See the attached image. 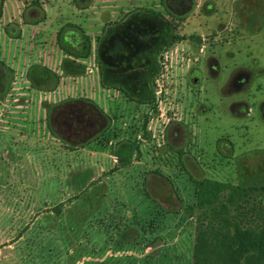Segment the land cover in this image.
<instances>
[{"label":"rangeland","instance_id":"obj_1","mask_svg":"<svg viewBox=\"0 0 264 264\" xmlns=\"http://www.w3.org/2000/svg\"><path fill=\"white\" fill-rule=\"evenodd\" d=\"M30 1L2 3L26 5L24 20ZM34 5L47 6L37 18L52 24L33 36V45L29 28L18 29L21 38L13 42L0 40V59L16 79L0 99V182L5 183L0 264H193L198 182L264 185L259 111L264 73L246 93L220 90L236 67L264 70V0H33ZM65 23L89 34L83 49L79 33L69 39L61 34L72 55L91 53L75 59L74 71L72 57L53 40ZM111 36L124 43H118V51L128 56L122 60L126 67L114 75L117 80L107 73L101 78L95 55L98 38ZM215 39L229 41L221 52L224 76L213 82L205 74L194 89L187 75L192 66L206 71L203 61ZM110 44L108 39V50ZM30 59L37 68L52 70L53 83L36 90L19 83ZM78 99L99 107L107 118L104 130L91 136L93 128L69 132L62 127L59 113L77 109L65 103ZM237 100L248 103L249 115L232 108ZM200 102L209 110L206 115L194 109ZM83 104L77 107L85 123L99 120ZM146 120L148 136L142 132ZM178 122L185 131L175 137L168 130ZM108 178L134 179V190L145 180V193L129 201L105 199L109 186L102 183ZM161 178L175 183L174 192L170 186L156 192ZM243 199L264 203L260 191ZM59 204L57 214L53 208Z\"/></svg>","mask_w":264,"mask_h":264},{"label":"trees","instance_id":"obj_2","mask_svg":"<svg viewBox=\"0 0 264 264\" xmlns=\"http://www.w3.org/2000/svg\"><path fill=\"white\" fill-rule=\"evenodd\" d=\"M84 102L96 115L99 112L104 115L91 101ZM152 110L155 112V106ZM147 124L146 120L142 130L145 136L149 135ZM139 144V141L132 144L138 153ZM256 191L264 196V185L247 187L210 179L198 182L193 264H264V203L260 199L253 203L242 200ZM62 208L63 204H59L53 209L59 214Z\"/></svg>","mask_w":264,"mask_h":264},{"label":"crops","instance_id":"obj_3","mask_svg":"<svg viewBox=\"0 0 264 264\" xmlns=\"http://www.w3.org/2000/svg\"><path fill=\"white\" fill-rule=\"evenodd\" d=\"M86 1H88V0H86ZM30 2L32 5V0ZM5 6H6L5 10L8 12V16L7 17L4 16L0 20V40L1 41L4 40L7 42H13L17 39H20L21 36H19L17 34V30L18 29L22 30V28H29L31 31V41L30 42L32 44L33 43V36H37L38 33L44 32V30H46L52 24L51 22H48V20H39L38 21V18H37L38 15H40V13H42V9L43 10L47 9L46 5H44L43 8H42V5H40L41 7L39 5H34V7H33V5L30 6L29 9H27L28 10L27 14H28L29 19L24 18V20L22 19V13L24 12V9L27 7L26 5L23 4V5H21L22 7H20L19 5H10V7H8V8H7V5H5ZM36 6H38V7H36ZM9 12H10V14H9ZM128 12H126L125 15L128 14ZM4 27L6 28V31H5ZM9 31H10V33H9ZM63 31H64V36L67 37V39H69L71 34L72 35H75V33L80 34L81 29L79 28L77 30L76 28H71L70 24L65 23V24H62L60 30L55 32V35L53 36V40L55 41V44H56V46H58L59 50L62 52H66V54H68V56L72 57L73 62L70 63L71 62L70 61V62H67L66 64L70 63L69 67H70V69H72V71H74L75 70V66H74L75 65V59L77 60L79 58L88 57L91 53L87 52V54L83 53V54L72 55L69 51H67L68 50L67 47H64L63 43H61V41H60L61 40V34H63L62 33ZM82 32L84 33L83 35L82 34H80V35L77 34V35H78V38L80 40L81 47L84 48V47H86V45L88 46L86 36H89V34L88 33L85 34V31H82ZM112 37L113 36H111L110 38H106L104 40H101V38H98V41H97L98 45L102 46L103 43L107 44L108 39H110V41H111ZM66 43H70V42H66ZM32 45L29 46L31 50L33 49ZM99 46H97V53H95V55L97 58L98 67L102 72V73H100L101 78L104 79L103 73H107V74H109L108 76L110 79L114 78L115 80H117L118 78H116V76H114V75H116L119 68L126 67V65H124L125 62L123 61V63H122V60H126V58H128V56H126V55H124L122 57L117 56L114 52L108 50L107 48L98 51ZM157 59L159 60V56H157ZM23 67H24V70L22 71L23 76H21L19 83L22 85L26 84L31 90L41 89V86H40L41 84L47 85V83H53V81L55 79L53 72L49 67H46V66L42 67L41 66V68H37L36 66L33 65L32 59L27 61V63L24 64ZM130 68L133 69V66H131ZM140 68H141V70H145V71L147 69L145 64H142L140 66ZM145 71H143V72H145ZM103 79L101 80L102 83L105 82ZM12 81H16V79H14V71H13V69H11V67L6 62V60H4V57H3L2 59H0V99L4 98V96H6L8 94L9 87L11 85L10 82H12ZM130 83L134 84L132 82H130ZM102 85H104V91H106L108 89V87L105 86V83H103ZM35 87H37V88H35ZM22 100L23 99H20V103L22 102ZM2 101H3V99L0 100V103H2ZM236 102L237 101H234L232 103L233 109L237 108V106L235 104ZM81 103H85L84 100H82V99L73 100V101L67 102L65 104L77 105V104H81ZM243 115H247L246 110H244ZM130 163H129V166H125V167L129 168L132 165ZM144 182H145V180L140 182V185H142V189L138 188L137 190H134V186H135V180L134 179L108 178L107 182L102 183L103 186H109V188H107L105 190V192H107L108 195L104 196V197H105V199H107V198H109V196L110 197L113 196L114 198H116V196H119V198H121L122 200L125 199L126 201H129L131 198H133V196L136 193H141V194L145 193V191L143 189V186L145 185ZM174 184H175L174 182L172 183L167 178L166 179L161 178V179L157 180V183H155L154 185H156L158 187V190H156V192H157V191L163 190L162 188L165 186H170L173 189L172 185H174ZM79 185L82 186V184H80V183H79ZM4 186H5L4 181H1L0 182V189ZM137 186H139V183L136 184V187ZM117 187H121V188H117ZM3 191H5L4 188L1 190V193ZM173 192H174V189H173ZM80 193L81 192L78 191L79 197L81 196ZM177 212H180V211H177Z\"/></svg>","mask_w":264,"mask_h":264},{"label":"flooded vegetation","instance_id":"obj_4","mask_svg":"<svg viewBox=\"0 0 264 264\" xmlns=\"http://www.w3.org/2000/svg\"><path fill=\"white\" fill-rule=\"evenodd\" d=\"M2 2L3 0H1L0 2L1 16H2V9L4 5V3ZM32 5H33V0H32ZM175 6L176 8L179 9V7H185L186 5H175ZM3 10H4L3 17L4 16L7 17L8 12L5 10V8ZM157 15H158V18H160V13H158ZM5 31H6V28H5ZM215 38H220V37L218 35V37H215ZM215 41L216 43H214ZM215 41H213V44L210 47L208 54L205 56V60L203 61L202 67H204L206 71L201 70L200 67H198V65L196 67L192 66L189 71V74L187 75V79L194 89L195 87H197L198 85L202 83L203 77L205 74H206V79L213 81V82L219 81L224 76L225 70L221 64V60H222L221 52L226 48L225 46L229 43V41L220 40V39H215ZM118 43L122 45L124 44L122 41H118L117 39L115 40V37L113 36L111 39L110 49L112 50V52L116 51L115 54L117 56L122 57L124 56L122 54V51L124 54H126V51H124V49L118 51ZM106 47H107L106 44L103 43L102 46L101 45L99 46L98 51L105 49ZM199 63H200V60L197 61L195 64H199ZM263 73H264V70L257 71L250 67H241V66L236 67L233 71L229 73L226 81L222 83L220 90L224 93L225 92L227 93L229 91H233V92L235 91L234 93L236 94L244 93V92L246 93L250 89V84L256 79L257 76L262 75ZM235 104L238 109H244L247 111V115L250 114L249 112H251L250 110L251 108L247 102L243 100H237ZM66 105L68 109L73 108L72 106H75L77 108V109L62 111L59 113L60 116L63 117L62 127H65L67 131L69 132H72L74 130L83 131L85 130L86 127L89 129L93 128L94 129L92 131L93 133H91V136H92V135H95L97 132L99 133L105 129V126L107 124V120H106L107 118L104 117V115H102L100 112L98 113L99 120L96 119L95 121L93 120L91 121L90 119L88 123H85L84 120L86 119L85 118L86 115L85 113H83V111L80 108L77 107V106L84 107L85 105L83 103L77 104V105H72V104L71 105L66 104ZM194 109L199 110L200 112H202L203 115H206L207 113H209V110L207 109V107L201 102L198 106H194ZM259 111H260V114L262 115V118L264 119V102L260 104ZM52 112L54 113L55 109ZM168 131L169 132L174 131L175 137H180L181 132L185 131V129L183 130V125L178 122V123H175L174 127L173 126L169 127Z\"/></svg>","mask_w":264,"mask_h":264}]
</instances>
